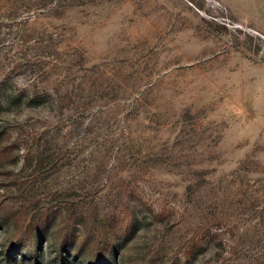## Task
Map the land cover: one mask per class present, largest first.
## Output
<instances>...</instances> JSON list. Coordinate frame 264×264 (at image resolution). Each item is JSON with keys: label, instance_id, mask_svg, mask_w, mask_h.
I'll use <instances>...</instances> for the list:
<instances>
[{"label": "rangeland", "instance_id": "374dc122", "mask_svg": "<svg viewBox=\"0 0 264 264\" xmlns=\"http://www.w3.org/2000/svg\"><path fill=\"white\" fill-rule=\"evenodd\" d=\"M10 14L0 126L24 140L0 151V255L17 212L45 208L43 264L67 228L63 264H85L101 225L111 264H264V0H0ZM40 46L50 93L13 96Z\"/></svg>", "mask_w": 264, "mask_h": 264}, {"label": "trees", "instance_id": "16d2710c", "mask_svg": "<svg viewBox=\"0 0 264 264\" xmlns=\"http://www.w3.org/2000/svg\"><path fill=\"white\" fill-rule=\"evenodd\" d=\"M25 19L26 18L17 19V17L12 14L6 17H0V33L5 29L8 30L12 35L10 40L11 44H15L17 41H22L23 38H25ZM2 41H5L3 37L1 38V42ZM41 42L42 41H39L38 44ZM39 48L41 49L40 52L32 57V61L26 54H24L21 59L25 60L28 64L32 63V66L37 65L38 69L41 70L39 72L33 71L32 74L34 77H32L26 85L20 87L16 93H13V96L20 97L22 95H29L30 97H44L50 93L48 83L53 74L51 69H55V66L57 65L55 62L57 60L54 59L52 53L45 51L47 47H44V51L42 50V46ZM1 57L4 56L0 50V58ZM9 83L8 74H4L0 77V97L2 96V93L10 87ZM1 108L2 105L0 101V113ZM0 127V151L12 152L17 144H19L20 140L24 139L21 138L20 133H17V137L10 141L8 128L6 126ZM4 141L6 142L5 144L2 143ZM3 207L4 209L0 208V223L4 221V217L1 216V211H7L6 207ZM28 212L29 210L27 208L17 212V214L20 215L18 221L19 227L12 239L1 249L0 264H18V260L20 261V264L44 263L42 258L43 246L41 247V242L44 240L43 244L46 243L50 231V227L46 221L47 209L44 208L42 210ZM80 219L83 220L82 222L85 224V220L83 218ZM63 233L64 234L60 237L59 241L56 242L55 240L51 242L50 248L56 252L53 260H51V264H54V261L63 264L65 257L63 253L66 252L67 249H73L74 247L73 232H70L69 228H67ZM211 234L210 229L198 232V236L194 237L195 240H192L189 250H195V248L199 247L210 237ZM112 244L108 241V231L105 226L101 225L98 231L88 232L79 245L81 250L87 252L85 264H111L109 255L111 252L110 248L113 246Z\"/></svg>", "mask_w": 264, "mask_h": 264}]
</instances>
